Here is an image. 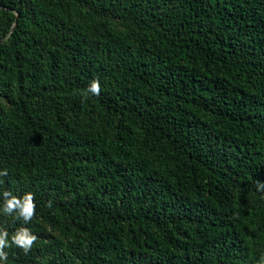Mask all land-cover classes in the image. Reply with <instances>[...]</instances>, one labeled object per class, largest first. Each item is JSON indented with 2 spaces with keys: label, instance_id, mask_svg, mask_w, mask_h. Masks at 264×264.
<instances>
[{
  "label": "trees",
  "instance_id": "1",
  "mask_svg": "<svg viewBox=\"0 0 264 264\" xmlns=\"http://www.w3.org/2000/svg\"><path fill=\"white\" fill-rule=\"evenodd\" d=\"M0 264H264V0H0Z\"/></svg>",
  "mask_w": 264,
  "mask_h": 264
},
{
  "label": "water",
  "instance_id": "2",
  "mask_svg": "<svg viewBox=\"0 0 264 264\" xmlns=\"http://www.w3.org/2000/svg\"><path fill=\"white\" fill-rule=\"evenodd\" d=\"M15 24H16V22H15Z\"/></svg>",
  "mask_w": 264,
  "mask_h": 264
}]
</instances>
